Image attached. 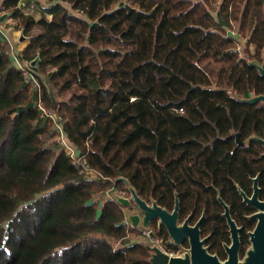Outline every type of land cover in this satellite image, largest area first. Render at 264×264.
<instances>
[{
	"label": "trees",
	"instance_id": "1",
	"mask_svg": "<svg viewBox=\"0 0 264 264\" xmlns=\"http://www.w3.org/2000/svg\"><path fill=\"white\" fill-rule=\"evenodd\" d=\"M242 1L25 0L35 19L2 0L31 38L18 54L38 58L39 90L0 37V264H151L145 244L131 242L141 231L128 207L112 197L129 195L117 178L171 207L162 168L180 182L196 126L198 140L224 141L228 105L238 104L230 86L241 97L263 91L227 35L230 16L242 23L248 10L264 45V0ZM244 104L248 125L264 127V107ZM47 112L77 156L57 142Z\"/></svg>",
	"mask_w": 264,
	"mask_h": 264
},
{
	"label": "flooded vegetation",
	"instance_id": "2",
	"mask_svg": "<svg viewBox=\"0 0 264 264\" xmlns=\"http://www.w3.org/2000/svg\"><path fill=\"white\" fill-rule=\"evenodd\" d=\"M246 1L241 2V8ZM262 10L264 12V3ZM241 20L242 23H234L230 16L227 35L231 50L237 52L238 61H244L253 67L264 80V75L253 64L262 66L264 63V45L260 47L252 39L255 37L256 24L251 25L248 10L241 16ZM241 91L242 89L232 86L227 90L228 98L238 104L228 105L224 128L219 129V134L224 132L221 136L224 141L215 144L212 137H209L211 141L198 140L203 134L201 128L196 126L195 131L199 137L194 139L195 150L186 161H182L186 165L178 168L181 173L180 182L173 181L166 169L162 168L166 182L173 191L172 206H160L172 212L175 194L177 195L179 203L175 225L179 226L186 220L188 227L198 223L199 237L204 239L205 252L218 262L210 264H251V258L247 255L251 244L249 233L258 220L255 216L258 212L257 203L264 200V146L260 141L264 140V127L261 121L248 125L247 116L251 111L248 112L244 104L264 107V101L246 102L248 97L264 94V89L259 93H251L248 97H241ZM238 107L242 109L238 110ZM180 111L182 112L181 109ZM209 130L210 128H204L202 131ZM166 191L164 197L168 199ZM151 200L147 202L150 203ZM131 212H139L134 203L129 209V213ZM166 221L171 225L172 218H167ZM132 227L141 231L140 236L144 233L148 240V244L141 241L134 243H155L161 251L173 257H183L188 253V237H183V234L190 232L189 228L176 231L182 236L178 234L176 238L179 243H175L166 224L159 223L157 218L148 222L147 229Z\"/></svg>",
	"mask_w": 264,
	"mask_h": 264
},
{
	"label": "water",
	"instance_id": "3",
	"mask_svg": "<svg viewBox=\"0 0 264 264\" xmlns=\"http://www.w3.org/2000/svg\"><path fill=\"white\" fill-rule=\"evenodd\" d=\"M6 14L0 16V21ZM0 37L3 39H7L6 34L0 31ZM26 38L22 37L20 34L19 41H22ZM38 58H34L31 61V65L33 66ZM254 66L258 69V71L264 75V63L262 66L253 63ZM257 101H264V94L255 95L248 97L246 102L255 103ZM264 146V140H260ZM79 154V150H76L75 155ZM169 179V178H168ZM117 180H121L124 182L129 195L121 196L114 194L112 197L115 198L119 203L123 206L131 208L132 203H134L138 211L137 213L131 212L127 214V221L132 226H139L144 229L148 228V222L151 219H158L159 223H165L168 229V233L173 239V242L179 243L177 240V235L182 236L181 233L176 232L177 230H181L182 228H189L190 232H186V235L183 234V237H188L189 249L188 253L183 257H173L165 254L161 249L155 244L145 245L149 251L148 261L151 264H210V263H218L214 260L213 256H209L205 249L206 247L203 245L204 239H200L198 232V223L194 226H187V220L184 221L181 225L176 226V215L178 209V199L175 194V203L172 212H169L165 208L161 207L155 200H151L148 203L144 198H142L134 189V187L129 183V181L123 177L119 176ZM170 180V179H169ZM172 183V182H171ZM174 185V183H172ZM258 212L255 213V216L258 217L257 223L253 230L249 233L250 235V246L247 252L249 258H251V264H264V200L257 203ZM167 218H172L171 225L166 221ZM192 230V231H191ZM153 236V235H151ZM199 256H204V258H200Z\"/></svg>",
	"mask_w": 264,
	"mask_h": 264
},
{
	"label": "built area",
	"instance_id": "4",
	"mask_svg": "<svg viewBox=\"0 0 264 264\" xmlns=\"http://www.w3.org/2000/svg\"><path fill=\"white\" fill-rule=\"evenodd\" d=\"M0 31L4 32V27L0 25ZM11 45V56L13 60H15L17 67L20 69L22 72V75L26 78L32 81L33 86L39 90V85L38 81L35 78L33 71L31 69V61L25 58L21 57V54H18V51L16 50L15 43H11V40L7 39ZM49 115H52L53 121H54V126L57 130H59V135L57 136L56 140L59 144L63 145L65 150L74 157V148L70 145V143L66 140V137L63 133L62 126H61V118L59 116H56L53 113L47 112ZM125 193V192H124ZM123 193V195H125ZM157 242V240H154Z\"/></svg>",
	"mask_w": 264,
	"mask_h": 264
},
{
	"label": "rangeland",
	"instance_id": "5",
	"mask_svg": "<svg viewBox=\"0 0 264 264\" xmlns=\"http://www.w3.org/2000/svg\"><path fill=\"white\" fill-rule=\"evenodd\" d=\"M3 14H6V16L3 18L2 21H0V25H2L4 27V34H6L7 39L11 40V43H15L16 44V42L19 41L20 34H22V37H24L23 36V33H22V29L20 27H14L13 24L16 23L15 22L16 21L15 18H13L14 21H11L10 20L8 23H6V18H10L12 16H11L10 13L4 12V11H0V16L3 15ZM23 14H25V13H23ZM3 21H4V23H3ZM10 30H13L14 32H16V34L14 35V37L11 36L10 32L8 33V31H10ZM24 38H26V37H24ZM115 194L116 195H121V196H126V194L123 195V193H121V194L115 193ZM134 241H141V242L147 243L148 240H147V237L143 233L142 236H140V235L139 236H133L132 239H131V242H134Z\"/></svg>",
	"mask_w": 264,
	"mask_h": 264
},
{
	"label": "crops",
	"instance_id": "6",
	"mask_svg": "<svg viewBox=\"0 0 264 264\" xmlns=\"http://www.w3.org/2000/svg\"><path fill=\"white\" fill-rule=\"evenodd\" d=\"M25 0H19L18 4H17V7L20 9V11L22 13H25V14H30L32 15L35 19H38L39 16H40V11L35 9L33 7V4H30L28 6L25 5ZM44 2V0H42ZM2 4V0H0V5ZM48 18H49V15H47ZM14 21L13 17H10V18H6V23H8L9 21ZM4 23V21H3ZM10 32L11 36L14 37V35L16 34V32H14L13 30H10L8 31V33ZM30 39L31 38H26L22 41H17L15 46H16V50L19 51L20 49H22L24 46H26L27 44L30 43ZM15 65L17 66L15 60H13Z\"/></svg>",
	"mask_w": 264,
	"mask_h": 264
}]
</instances>
